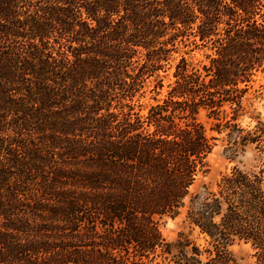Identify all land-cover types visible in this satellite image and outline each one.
Listing matches in <instances>:
<instances>
[{
  "label": "trees",
  "instance_id": "1",
  "mask_svg": "<svg viewBox=\"0 0 264 264\" xmlns=\"http://www.w3.org/2000/svg\"><path fill=\"white\" fill-rule=\"evenodd\" d=\"M263 72L264 0H0V264H200L179 216L210 264L236 241L264 264L262 173L195 188L202 114L264 157V117L237 122Z\"/></svg>",
  "mask_w": 264,
  "mask_h": 264
},
{
  "label": "rangeland",
  "instance_id": "2",
  "mask_svg": "<svg viewBox=\"0 0 264 264\" xmlns=\"http://www.w3.org/2000/svg\"><path fill=\"white\" fill-rule=\"evenodd\" d=\"M185 56L193 64L205 60L203 48H196L189 54H185ZM263 83L264 72L259 73L253 83V88L244 98L243 110L237 120L242 128H251L255 124V117L259 114L264 117V96L256 95L258 93L256 89H259ZM200 119L205 124L206 132L212 138L214 147L208 156V168L206 172L200 174L195 185L196 189H204L205 186L209 189H217L216 184L220 178L234 168L261 172L264 179V157L262 155L254 152L252 146L246 147L245 150H234V142L240 135L238 130L234 128L232 131L230 128L222 126V130L219 131L216 120L208 118L205 114H202ZM161 231L169 242H175L180 234H184L190 239L192 245L199 247L202 260L200 264H210L209 261L215 254V246L207 235L201 233L198 227L185 221L183 216L165 218L161 223ZM226 248L230 253V257L234 260V264H260L259 250L251 243L236 241Z\"/></svg>",
  "mask_w": 264,
  "mask_h": 264
}]
</instances>
